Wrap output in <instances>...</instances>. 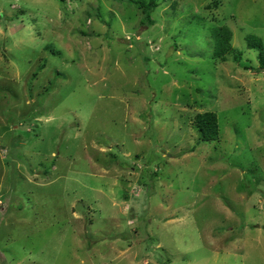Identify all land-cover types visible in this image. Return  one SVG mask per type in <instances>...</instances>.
I'll use <instances>...</instances> for the list:
<instances>
[{
  "label": "rangeland",
  "instance_id": "1",
  "mask_svg": "<svg viewBox=\"0 0 264 264\" xmlns=\"http://www.w3.org/2000/svg\"><path fill=\"white\" fill-rule=\"evenodd\" d=\"M144 16L0 0V264H264V0Z\"/></svg>",
  "mask_w": 264,
  "mask_h": 264
},
{
  "label": "trees",
  "instance_id": "2",
  "mask_svg": "<svg viewBox=\"0 0 264 264\" xmlns=\"http://www.w3.org/2000/svg\"><path fill=\"white\" fill-rule=\"evenodd\" d=\"M65 1V0H62ZM135 3L143 10L144 19L151 21L152 12L159 5V0H129ZM144 23V21H143ZM215 55L225 56L228 53H234L237 60L241 58V51L235 49L232 44V31L227 26L219 27L215 30ZM247 45L249 48L258 50L259 67L258 69L264 70V42L255 34H249L246 37ZM194 125L201 133V138L204 141H211L218 138L220 133V126L218 116L213 111H205L198 113L194 117Z\"/></svg>",
  "mask_w": 264,
  "mask_h": 264
},
{
  "label": "built area",
  "instance_id": "3",
  "mask_svg": "<svg viewBox=\"0 0 264 264\" xmlns=\"http://www.w3.org/2000/svg\"><path fill=\"white\" fill-rule=\"evenodd\" d=\"M128 207V206H127Z\"/></svg>",
  "mask_w": 264,
  "mask_h": 264
}]
</instances>
